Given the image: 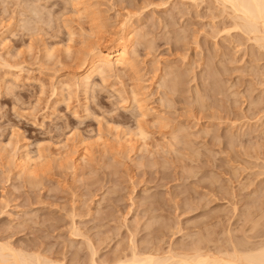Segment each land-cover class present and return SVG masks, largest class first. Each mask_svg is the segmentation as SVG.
Here are the masks:
<instances>
[{
	"label": "rangeland",
	"instance_id": "obj_1",
	"mask_svg": "<svg viewBox=\"0 0 264 264\" xmlns=\"http://www.w3.org/2000/svg\"><path fill=\"white\" fill-rule=\"evenodd\" d=\"M193 1L0 0V245L57 264L263 246L264 50ZM129 24L134 70L82 88Z\"/></svg>",
	"mask_w": 264,
	"mask_h": 264
},
{
	"label": "bare ground",
	"instance_id": "obj_2",
	"mask_svg": "<svg viewBox=\"0 0 264 264\" xmlns=\"http://www.w3.org/2000/svg\"><path fill=\"white\" fill-rule=\"evenodd\" d=\"M83 1V0H82ZM191 1H193V0H191ZM201 1V0H200ZM216 2H219V5L221 4L222 5V7H224V8H222V9H224L225 11H232V13H233V15H234V18L233 19H237L238 21H236V20H234L235 21V25L234 26H240L239 28H236V29H238V31L240 30V31H246V32H248V34L250 33V34H253V35H247V36H250V37H252V40H256L255 41V43H259L260 45H261V49L262 50H264L263 48H264V0H215ZM78 2V1H77ZM160 2V1H159ZM194 2V1H193ZM80 3H81V1H80ZM79 3V4H80ZM86 3V2H85ZM167 3V2H166ZM78 4V5H79ZM84 4V3H83ZM88 4V3H87ZM165 4V3H164ZM77 5V6H78ZM168 5V4H167ZM196 5V4H195ZM218 5V4H217ZM80 6H82L83 7V5L81 4ZM31 7V6H30ZM85 7V6H84ZM217 7V6H216ZM78 8H79V6H78ZM77 8V9H78ZM86 8V7H85ZM84 8V9H85ZM218 8H219V6H218ZM33 9V8H32ZM83 9V11L85 12V10ZM87 9V8H86ZM88 9H89V6H88ZM226 9H229V10H226ZM90 10V9H89ZM89 10H86V12L87 11H89ZM223 10V12H225ZM221 11V10H220ZM36 12V11H35ZM78 12V11H77ZM84 12H82V13H84ZM90 12V11H89ZM227 12H225V14L227 13ZM37 13V12H36ZM92 13V12H91ZM231 13V12H230ZM232 13H231V15H232ZM79 14H81V12H79ZM86 14V13H85ZM81 15H83V14H81ZM90 15H92V14H90ZM130 15V14H129ZM128 15V16H129ZM29 16V15H28ZM86 16V15H85ZM89 16V15H88ZM140 16V15H139ZM130 17V16H129ZM132 17V16H131ZM232 17V16H231ZM26 18V17H25ZM87 18H89V17H87ZM91 18H92V16H91ZM134 18V17H133ZM138 18V17H137ZM93 19H95V18H93ZM97 19H98V17H97ZM27 20V19H26ZM96 20V19H95ZM94 20V21H95ZM131 20H132V18H131ZM139 20V19H138ZM126 21H129V20H126ZM134 21V20H133ZM136 21V20H135ZM234 21H232V22H234ZM33 22V21H32ZM236 22H240V24H236ZM92 23H94L93 21H92ZM96 24V23H95ZM132 24V23H131ZM30 25V24H29ZM134 25V24H133ZM141 26V25H140ZM233 26V27H234ZM241 27L243 28V30L241 29ZM137 28V27H136ZM32 29H33V27H32ZM231 29V28H230ZM233 29V28H232ZM140 31V30H139ZM229 31V30H228ZM227 31V32H228ZM96 32V31H95ZM123 34H122V36L120 35L119 37H118V39H116V40H114L113 42H111L110 43V41H109V43L110 44H107V45H105L106 47H100V48H98V47H95V48H92L93 50H91V51H88V50H86L85 49V52L86 51H88V53L87 54H85L84 55V53H82L84 56H85V58H86V60L84 59V63L82 64V65H84L83 66V69L81 70L80 68H79V70H81V72H80V76H79V83H80V86H82V88L84 87L85 89H89V85H92L91 83L94 81V79L95 78H102L101 80H102V82H104L105 80H104V78H106V76H110L111 77V75L112 74H110V73H114V71H115V73L116 72H118V73H116L115 75H118L119 73H121V70H122V73L121 74H123L124 72H123V70H125V72H126V70H130L131 69V72L134 70V68H135V66L133 65L134 64V60H133V56H134V54H135V50L137 49H135L134 50V48H133V46H134V44H135V27L134 26H130V24H129V26H125L124 27V29H123ZM138 32V31H137ZM230 33V32H229ZM72 34V33H71ZM70 34V35H71ZM143 34V33H142ZM94 35V34H93ZM146 35V34H145ZM136 36H138V35H136ZM147 36V35H146ZM145 36V37H146ZM253 36H254V39H253ZM71 37V36H70ZM142 36H140V38H141ZM102 38V37H101ZM150 38V37H149ZM138 39V38H137ZM112 40V39H111ZM142 40V39H141ZM147 41V40H146ZM141 42V41H140ZM143 42H145L144 41V39H143ZM138 43H139V40H138ZM95 44V43H94ZM98 45V44H97ZM99 45H101L100 43H99ZM103 45V44H102ZM259 45V46H260ZM258 46V47H259ZM263 47V48H262ZM150 48V47H149ZM88 49H90V48H88ZM70 51V50H69ZM69 51H68V53H69ZM136 51H138V50H136ZM71 54V53H70ZM137 55V54H136ZM84 57H82V59H83ZM135 58H136V56H135ZM135 63H136V60H135ZM10 65V64H9ZM81 65V66H82ZM79 66H80V64H79ZM133 66H134V68H133ZM12 67V66H11ZM215 67V66H214ZM8 68V67H7ZM133 68V69H132ZM10 69V68H9ZM138 72V71H137ZM128 73H129V71H128ZM109 74V75H108ZM133 74V73H132ZM172 74V73H171ZM170 75V74H169ZM113 76V75H112ZM118 76H120V75H118ZM70 77V76H69ZM108 77H107V79H108ZM110 77H109V79H110ZM136 77V76H135ZM73 78V77H72ZM114 78V77H113ZM119 78V77H118ZM220 78V77H219ZM67 79V78H66ZM74 79V78H73ZM135 79H137V78H135ZM141 79V78H140ZM139 79V80H140ZM68 80V79H67ZM132 80V79H131ZM175 80H176V77H175ZM181 80V79H180ZM222 80V79H221ZM75 81H77V80H75ZM75 81H73V83L75 82ZM133 81V80H132ZM174 81V80H173ZM177 81V80H176ZM135 82V81H134ZM79 83H78V85H79ZM165 83H168V82H165ZM170 83H172V82H170ZM182 83V82H181ZM76 83H74V85H75ZM94 84V83H93ZM105 84V83H104ZM169 84V83H168ZM168 84H166L167 86H168ZM173 84V83H172ZM63 86H65L66 84L64 83V84H62ZM74 85L73 86H70L69 85V87L70 88H73L74 87ZM78 85H75V87H77ZM171 85V84H170ZM176 85H178L175 81H174V86H176ZM139 86V85H138ZM163 86H165V84H163ZM180 86V85H179ZM7 87H9V85L7 86ZM68 87V88H69ZM92 87V86H91ZM132 87H134V86H132ZM135 87H136V85H135ZM162 87V86H161ZM171 87H173V85H171ZM177 87V86H176ZM62 88V87H61ZM80 87H77V89H79ZM82 88H80V89H82ZM131 88V87H130ZM164 88H166L167 89V87H164ZM178 88V87H177ZM180 88V87H179ZM79 89V90H80ZM84 89V90H85ZM92 89V88H91ZM138 89H139V87H138ZM142 89V88H141ZM144 89V88H143ZM162 89V88H161ZM169 89H171V88H169ZM173 89H176V88H174L173 87ZM57 90V89H56ZM60 90V89H59ZM66 90H68V89H66ZM71 90V89H70ZM69 90V91H70ZM94 90V89H93ZM179 90V89H178ZM60 91H63V89L62 90H60ZM65 91V90H64ZM185 91V90H184ZM85 92V91H84ZM87 92V91H86ZM124 93H125V91H123ZM135 92V93H134ZM139 91H137V89L135 90V91H132V93H133V95L134 94H136V93H138ZM171 92H172V94H173V90H171ZM175 92H176V90H175ZM178 92V91H177ZM176 92V93H177ZM183 92V91H182ZM60 93H62L63 94V92H60ZM65 93H67V92H65ZM128 93V92H127ZM61 94V95H62ZM68 94V93H67ZM86 94H88V93H86ZM85 94V95H86ZM121 94V93H120ZM140 94V93H139ZM64 95V94H63ZM133 95H132V97H133ZM141 95V94H140ZM143 95H145V94H143ZM174 95V94H173ZM88 96V95H87ZM136 96V97H135ZM121 98H122V96H120ZM139 98V95L137 96V95H134V98H136V99H134L133 98V100L134 101H136L137 100V102H134L136 105H138L139 107H140V104L138 103V100H139V102L141 101V99H138ZM143 97V96H142ZM145 97H147V96H145ZM123 99V98H122ZM170 98H168V100H167V102L169 101L170 102V100H169ZM165 100V99H164ZM163 100V101H164ZM173 100V99H172ZM202 100V99H201ZM146 101V100H145ZM213 101V100H212ZM123 102H125L124 100H123ZM122 102V103H123ZM167 102H166V104H167ZM169 102H168V104H169ZM202 102H204V101H202ZM138 103V104H137ZM141 103V102H140ZM143 103H145V102H143ZM163 103V102H162ZM167 104V105H168ZM172 104V103H171ZM142 105V104H141ZM145 104H143V106H144ZM147 105V104H146ZM201 105V104H200ZM144 110H143V109ZM140 107L139 109H140V111L142 112V111H144L145 112V108L144 107ZM152 110V109H151ZM139 111V110H138ZM143 112V113H144ZM148 113L150 112L149 110L147 111ZM148 113H146L145 112V116H146V114H148ZM152 113V112H151ZM141 115V114H140ZM143 115V116H144ZM143 127V126H142ZM139 129L137 130V132H139V134L140 135H138V136H140L141 137V139L143 138V137H145V135L147 136L148 134H145L144 133V130H143V128L141 129L140 127H138ZM184 128V127H183ZM175 129H177V128H175ZM140 130V131H139ZM174 131L175 130H173V133H174ZM180 132V131H179ZM125 133V132H124ZM175 133H176V131H175ZM181 133V132H180ZM130 134V133H129ZM172 134V133H171ZM185 134V133H184ZM124 135V134H123ZM131 135V134H130ZM133 135H135V132L133 133ZM180 134H178V136H179ZM183 135V134H182ZM186 135V134H185ZM194 135V134H193ZM172 136H174V134L173 135H171V137ZM130 137V136H129ZM132 137V136H131ZM134 137V136H133ZM132 137V138H133ZM177 137V136H176ZM176 137H174V139L176 138ZM183 137V136H182ZM188 137H189V135H188ZM134 138H137V136L135 135V137ZM149 138V137H148ZM144 139V138H143ZM142 139V140H143ZM186 139V138H185ZM82 140V139H81ZM129 140L131 141V139L129 138ZM133 140V139H132ZM137 140H139L138 138H137ZM145 141H146V137H145V139H144ZM175 140H178V139H175ZM181 140V139H180ZM193 140V139H192ZM141 141V140H140ZM144 141V142H145ZM179 141V140H178ZM177 141V142H178ZM185 141H187V140H185ZM132 142V141H131ZM143 142V141H142ZM181 142H184L183 141V139H182V141H179V143L181 144ZM188 142V141H187ZM80 143H81V145L82 144H84V142L83 141H80L79 142V145H80ZM119 143H120V141H119ZM178 143V144H179ZM185 143V142H184ZM146 144V143H145ZM188 144V143H187ZM186 145V144H185ZM184 145V146H185ZM12 146H14V145H12ZM143 146H144V144H143ZM189 146V145H188ZM27 147V146H26ZM129 147V146H128ZM187 147V146H186ZM21 148V147H20ZM126 148V147H125ZM132 148V147H131ZM140 148V150H141V147H139ZM144 148H145V146H144ZM190 148V147H189ZM193 148V147H192ZM16 149H17V145H16ZM22 149H23V147H22ZM64 149V148H63ZM191 149V148H190ZM194 149V148H193ZM19 150V149H18ZM25 150V149H24ZM40 150V149H39ZM126 150V149H125ZM144 150V149H143ZM26 151V150H25ZM193 151V150H192ZM19 152V151H18ZM30 152V151H29ZM24 153V152H23ZM23 153H21V154H23ZM27 154H24L25 156H24V158L22 159L23 160V169L25 170V173L24 174H26V171L27 172H29L28 174H30L31 172V168H32V164L33 163H35V161H34V157L33 158H31V156L33 155H29L28 154V152H26ZM36 153H38V156H40L39 158H41L42 159V155H44V154H42L41 155V153H43V152H40V151H38V149H37V152ZM39 153H40V155H39ZM198 154V153H197ZM37 155V154H36ZM83 156V158H84V155H82ZM21 158V157H20ZM44 158V157H43ZM36 159V158H35ZM37 159H38V157H37ZM80 159V158H79ZM85 159V158H84ZM39 160L40 159H38V162H39ZM82 160V159H81ZM37 161V160H36ZM84 161V160H83ZM22 169V170H23ZM34 169V168H33ZM35 172V171H34ZM33 172V173H34ZM196 173V172H195ZM29 176V175H28ZM252 222V221H251ZM202 242V241H201ZM262 243V242H261ZM1 244V243H0ZM4 244V243H3ZM0 245V264H57V263H55L54 261H49L48 259H43V258H41L40 257V255H36V256H34L33 254V256H31V255H26V254H24V252L23 253H21V252H16V250L14 249H12V248H10L9 246H7V245ZM91 244V243H90ZM248 244V243H247ZM246 244V245H247ZM136 245V244H135ZM249 245V244H248ZM263 246H261V247H259V248H250L249 250H242V251H237L238 250V248H237V250H236V252H233V254L232 255H228V254H222V253H217V255L216 254H211V253H205V250L204 251H202L201 250V247H200V249H196V250H194V247H192L193 248V250L192 251H194V252H192V253H186L185 252V254H182V255H177V254H172V252H171V254H169V255H162V254H160V252H161V250H160V252H157L156 250L155 251H149V252H146V253H142V254H140L139 252L137 253V252H135L136 251V249L134 250V249H132V250H134V252L132 253V256L131 257H127V258H125V259H118L117 261H115L114 263H112V264H264V244H262ZM90 246V245H89ZM244 246H245V244H244ZM260 246V245H259ZM136 247V246H135ZM246 247H249V246H246ZM245 247V249H247ZM134 248V247H133ZM198 248V247H197ZM236 249V248H235ZM242 249V248H241ZM153 250V249H152ZM185 250V249H184ZM233 250H234V248H233ZM171 251V250H170ZM226 251V250H225ZM145 252V251H144ZM191 252V251H190ZM208 252H210V251H208ZM95 253V252H94ZM94 253H92V254H94ZM97 253H98V251H97ZM163 253H165V252H163ZM168 253V252H167ZM174 253V252H173ZM180 253H182V252H180ZM230 253V252H229ZM99 254V253H98ZM46 258V257H45ZM95 257H93V259H94ZM119 258V257H118ZM121 258V257H120ZM96 259V258H95ZM101 263V262H100ZM60 264V263H59ZM91 264H98V263H96L94 260L91 262ZM101 264H111V263H109V262H104V263H101Z\"/></svg>",
	"mask_w": 264,
	"mask_h": 264
}]
</instances>
